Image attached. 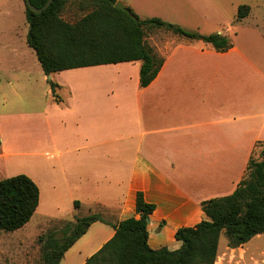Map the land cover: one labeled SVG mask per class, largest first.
<instances>
[{"label": "crops", "instance_id": "0c3cea01", "mask_svg": "<svg viewBox=\"0 0 264 264\" xmlns=\"http://www.w3.org/2000/svg\"><path fill=\"white\" fill-rule=\"evenodd\" d=\"M174 1L162 2L173 6ZM182 7L183 18L176 23L184 29L195 31L188 26L196 21L197 26L209 23L194 19L198 0ZM247 20L255 22L250 25L255 36L245 43L239 34ZM258 20L251 11L241 21L236 16L229 26L202 33L229 37L234 46L224 53L178 37L161 42L157 51L165 63L146 88L140 87L141 62L46 76L61 88L58 101L50 89L44 103L23 95V84L31 82L22 73L27 57L19 45L7 47L13 76L0 79V106L13 111L22 104L23 112L7 118L16 120L14 127L1 123L0 145L13 137L20 153L32 159L38 172L29 177L41 192L35 214L47 194L43 213L48 220L73 217L76 222V201L83 216L101 214L105 220L94 223L60 264H85L115 236L114 225L140 218L139 193L155 206L148 225L150 248L175 252L183 246L176 239L180 229L209 220L202 203L236 191L257 144L264 143V32ZM18 31L23 47H29L26 32ZM99 70L109 73L97 75ZM66 204L68 212L51 211ZM253 240L236 249L227 243L221 250L220 239L216 264H261L248 251Z\"/></svg>", "mask_w": 264, "mask_h": 264}, {"label": "trees", "instance_id": "16d2710c", "mask_svg": "<svg viewBox=\"0 0 264 264\" xmlns=\"http://www.w3.org/2000/svg\"><path fill=\"white\" fill-rule=\"evenodd\" d=\"M42 9L49 0H30ZM26 4V0H24ZM118 0H54L50 7L37 14L26 4L29 24L27 42L37 55L46 76L56 73L123 63L141 62L140 87L150 86L158 77L165 58L148 43L149 36L164 32L187 41L203 42L217 52L233 48L232 40L221 34L209 35L189 31L161 18H140L131 7V15L116 8ZM75 6L83 17L67 21L65 11ZM251 14V7L242 5L237 18ZM53 98L58 101L57 83L49 80ZM41 192L27 175L0 180V231L16 232L29 224L37 212ZM75 210L81 203L76 201ZM208 221L195 227L182 228L176 239L183 246L171 252L166 248L152 250L149 246V218L155 206L137 196V213L116 225L115 236L85 264H216L223 234L228 247L240 248L257 236L264 235V143L256 146L246 174L236 191L226 197L202 203ZM62 230L63 237L49 233L39 237L41 260L36 264H60L65 254L96 222H104L101 214L75 216Z\"/></svg>", "mask_w": 264, "mask_h": 264}, {"label": "rangeland", "instance_id": "374dc122", "mask_svg": "<svg viewBox=\"0 0 264 264\" xmlns=\"http://www.w3.org/2000/svg\"><path fill=\"white\" fill-rule=\"evenodd\" d=\"M123 2L127 7H131L134 12L142 19L150 18H161L166 22L173 23L176 25L177 20L183 18L180 12L183 9V5L189 0H176L173 2V6L170 4L163 3V0H118ZM197 2V0H195ZM199 1V13H195V18L199 20H209V23L203 21L202 25L197 26V21L189 25L188 27L195 32L199 33H209L216 26L224 24L229 26L234 23V19L237 16L238 9L242 5H247L251 7V11L255 16L260 17L258 23L262 27L264 32V0H198ZM212 3H214L212 5ZM0 6L2 13L0 14V79H9L13 75L11 74V54L10 50L7 48L10 44H17L18 50L24 53L27 57V61L23 66L22 73L29 74L31 82L30 84L25 83L23 87V95L27 100H37L44 103L48 97V93L51 89L49 84V79L46 75L38 61L35 52L29 48L22 45L21 38H19V29L22 33L26 32V38L29 30V24L27 22L25 14V5L23 0H0ZM171 7V8H170ZM179 13L177 15V12ZM176 12V15L174 16ZM87 11L82 12L77 10L75 6L71 7L68 11H65L64 18L67 21L75 22L79 20ZM181 14V15H180ZM198 14V15H197ZM201 15V16H200ZM199 16V17H198ZM184 23V22H183ZM254 21L247 20L244 23V28L246 31L239 34L241 42L247 43L254 38L255 32H252L255 28L252 25ZM185 25V24H184ZM240 26V25H239ZM243 28L242 26H240ZM188 29V28H186ZM189 30V29H188ZM191 31V30H189ZM173 38V39H172ZM260 38V37H259ZM175 40V36L164 32H156V34L149 36L148 43L155 47L156 49L162 43L166 41ZM162 42V43H161ZM239 41V43H241ZM96 69V68H95ZM92 70V69H89ZM97 75H107L109 73L104 70H99L95 72ZM25 77L24 79H27ZM33 87V91L31 90ZM14 98H10V101ZM17 106V105H16ZM15 107V110H4L3 106H0V129L1 123L4 125L12 124L16 120L13 118L12 121H7L9 116H16L18 113L23 112L21 106ZM26 106V104L24 105ZM30 111V110H24ZM7 153L8 157L0 156V180L4 178H10L17 175H31L32 172H38L36 168L32 166V159L30 157L24 156L20 153V148L17 145L15 138H11L9 143L5 146L0 145V155ZM45 201L39 214H35L31 222L23 229L16 232H4L0 231V264H36L41 260V246L39 245V237L42 235H47L49 233H56L58 238L63 237L62 230L68 223H74L73 217L62 219V220H48L45 218L47 205V194H45ZM75 209V208H74ZM72 210V208H71ZM51 211L59 214L63 212L70 211L67 204L62 205L61 210L54 208L52 206ZM43 213V215H42ZM78 216H83L85 213L78 210ZM67 214V213H66ZM69 214V213H68ZM56 216V215H55ZM42 221H44L42 224ZM253 240V239H252ZM228 243V239L225 234L221 237V250L225 248ZM250 254H254V257L262 264L264 258V236L254 238V240L247 246Z\"/></svg>", "mask_w": 264, "mask_h": 264}, {"label": "water", "instance_id": "95a60500", "mask_svg": "<svg viewBox=\"0 0 264 264\" xmlns=\"http://www.w3.org/2000/svg\"><path fill=\"white\" fill-rule=\"evenodd\" d=\"M53 1L54 0H49L48 3L42 9L36 8L34 5H32L30 0H26V4L31 11H33L37 14H41L42 12L46 11L50 7V5L53 3ZM116 8L126 12L129 15L132 14L131 11L129 10V8L121 1L117 2Z\"/></svg>", "mask_w": 264, "mask_h": 264}]
</instances>
